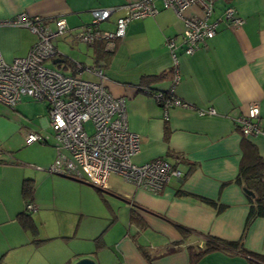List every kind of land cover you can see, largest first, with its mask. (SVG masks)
<instances>
[{
	"label": "crops",
	"instance_id": "crops-1",
	"mask_svg": "<svg viewBox=\"0 0 264 264\" xmlns=\"http://www.w3.org/2000/svg\"><path fill=\"white\" fill-rule=\"evenodd\" d=\"M130 1L0 0V56L26 57L38 40L27 27L4 24L19 13L39 16L50 30L62 18L69 30L54 39L57 56L46 65L65 74L75 73L71 62L81 65L79 75L90 81L101 80L92 68L102 69L110 92L126 97L129 128L141 136L134 161L163 159L183 175L154 192L118 174L100 191L85 179L52 173L58 147L47 102L23 97L14 108L0 102V264H74L83 257L97 264H190L188 246L203 247L207 235L242 239L248 250L264 255V217L246 227L251 196L235 181L246 137L237 118L258 103L264 121V0H215L211 20L218 22L217 33L192 55L185 54L182 19L157 0L158 12L131 21L113 52L97 60V42L80 40L82 27L91 22L93 9L117 7L101 23L102 30L114 31ZM227 6L242 17L241 27L228 25ZM195 13H201L198 6L186 12ZM175 56L176 94L197 107L215 108L216 115L172 108L165 119L153 95L138 90L145 82L169 89ZM163 73L157 80L145 78ZM30 133L48 136L47 141L27 144ZM247 138L264 157V136ZM26 179L35 183L31 197L23 192ZM30 203L34 210L26 208ZM181 227L190 231L184 234ZM174 243L180 250L156 255ZM142 249L156 257L150 260ZM196 264L252 263L245 255L217 251Z\"/></svg>",
	"mask_w": 264,
	"mask_h": 264
},
{
	"label": "built area",
	"instance_id": "built-area-1",
	"mask_svg": "<svg viewBox=\"0 0 264 264\" xmlns=\"http://www.w3.org/2000/svg\"><path fill=\"white\" fill-rule=\"evenodd\" d=\"M156 1L132 0L125 4L122 7L125 14L117 19L114 31L102 30L101 23L108 21L118 8H95L91 22L82 27L79 38L89 44L103 40L105 49L113 51L116 41L125 37L131 21L154 16L158 12ZM162 1L166 7L173 8L184 23L182 43L186 55H192L216 35L218 22L211 20L215 0ZM195 6L201 9L200 14H186ZM224 19L229 26L241 27L243 24L242 17L232 6L225 9ZM4 24L27 27L38 35L37 42L26 57L7 61L0 56V102L10 108H14L23 97L47 102L50 127L58 147V156L48 169L50 172L85 179L101 189H108L109 176L118 174L137 187L154 192L161 191L172 178L182 177L180 169L163 159L142 164L134 161L141 150V136L129 128L126 97H117L110 92L104 83L102 69L92 68L101 80L90 81L79 75L81 65L72 74L46 65L57 56L54 39L69 30L62 18L55 20V30L48 29L39 16L26 12L19 13ZM168 44L171 49L177 46L172 40ZM177 58L175 56L169 89L152 94L163 108L165 119L169 118L172 108L193 110L201 116L216 115L215 108L197 107L176 94L180 82ZM260 114L259 104L251 103L247 111L237 118L238 128L244 136H264V121ZM88 123L92 124L91 132L88 131ZM47 138L39 133H30L26 143H44ZM26 208L34 210L35 205L30 203Z\"/></svg>",
	"mask_w": 264,
	"mask_h": 264
},
{
	"label": "trees",
	"instance_id": "trees-1",
	"mask_svg": "<svg viewBox=\"0 0 264 264\" xmlns=\"http://www.w3.org/2000/svg\"><path fill=\"white\" fill-rule=\"evenodd\" d=\"M230 1V0H226ZM228 7V6H227ZM226 7V8H227ZM215 8V6H214ZM97 42V60H101L105 58L106 55H110L113 51L104 50L105 41L98 40ZM73 66V69L76 70V64H70ZM167 73H163L160 76H151L145 77L147 79L157 80L163 76H166ZM173 75V71L171 70V76ZM139 91H148L151 95L159 90L152 89L148 86V84L143 83L138 86ZM166 91V90H162ZM235 181L245 187V189L251 190L254 192V196L250 195V212L247 217L246 227H248L251 222L257 217H264V157L259 152L258 147L252 141H250L247 137H244L243 142V157L240 164V169ZM100 191L103 189L98 188ZM35 190V183L31 179H26L23 182V192L31 197ZM204 202L215 204V201L206 199L201 197ZM25 224V222H24ZM27 226V225H26ZM181 231L186 234L190 231V229L186 227H181ZM207 240L203 247L201 246H188V252L190 256V264H196L201 258L204 256L217 252H231V253H239L245 255L249 258L252 264H264V255L248 250L243 243L242 239L239 240H228L220 237H216L213 235H207ZM181 245L179 243H174L172 245L167 246L163 250L158 251L156 255L160 254H168L172 252H176L180 250ZM143 253L147 258L152 260L156 257V255L152 254L148 249H142Z\"/></svg>",
	"mask_w": 264,
	"mask_h": 264
},
{
	"label": "water",
	"instance_id": "water-1",
	"mask_svg": "<svg viewBox=\"0 0 264 264\" xmlns=\"http://www.w3.org/2000/svg\"><path fill=\"white\" fill-rule=\"evenodd\" d=\"M245 191L248 194L254 196V192L253 191L248 190V189H245ZM74 264H97V262L92 257H83V258L77 260Z\"/></svg>",
	"mask_w": 264,
	"mask_h": 264
},
{
	"label": "rangeland",
	"instance_id": "rangeland-1",
	"mask_svg": "<svg viewBox=\"0 0 264 264\" xmlns=\"http://www.w3.org/2000/svg\"><path fill=\"white\" fill-rule=\"evenodd\" d=\"M87 128H88V131H92V127H91V125L89 124V125H87ZM52 138H54L53 136H51ZM89 219V221H93V220H95V219H93V218H88ZM87 220V219H86Z\"/></svg>",
	"mask_w": 264,
	"mask_h": 264
}]
</instances>
